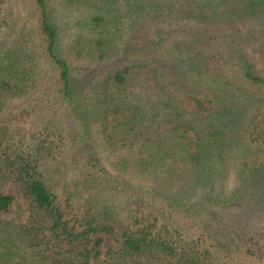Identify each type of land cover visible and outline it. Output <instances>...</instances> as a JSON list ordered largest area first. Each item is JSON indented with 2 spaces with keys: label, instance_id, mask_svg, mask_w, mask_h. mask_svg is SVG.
Returning <instances> with one entry per match:
<instances>
[{
  "label": "trees",
  "instance_id": "trees-1",
  "mask_svg": "<svg viewBox=\"0 0 264 264\" xmlns=\"http://www.w3.org/2000/svg\"><path fill=\"white\" fill-rule=\"evenodd\" d=\"M59 1L0 0V264H264V0Z\"/></svg>",
  "mask_w": 264,
  "mask_h": 264
},
{
  "label": "rangeland",
  "instance_id": "rangeland-1",
  "mask_svg": "<svg viewBox=\"0 0 264 264\" xmlns=\"http://www.w3.org/2000/svg\"><path fill=\"white\" fill-rule=\"evenodd\" d=\"M14 4V13L18 12L19 10V4H17V2H13ZM52 4L54 7H57L60 9L61 14L62 11H67L68 9L66 7H62L60 5V1L59 0H52ZM164 27H166L167 29H174L175 27L177 28L176 30H172L170 31V33L172 34V37L174 36H178L179 33H188V29H186L184 26H190L192 25L191 22L189 21H185L184 24H180V25H176L173 22L170 23H162ZM149 27V30H152L155 28V26H157L156 24H152V25H147ZM170 40V39H169ZM168 42V41H167ZM168 44V43H167ZM29 97H27L26 99H28ZM19 100L16 99L13 101V104L17 103ZM25 102H22L21 104H19L20 106H26L24 104ZM234 166V165H233ZM105 169L107 170L106 172V179L101 183V185L99 186L100 190H102L103 192L101 193L102 195H104V199L103 201L108 204L111 205L115 208V210L120 214V215H124L126 213V211L130 210V209H138V210H142V207L140 204L136 203L137 199L134 198V196L132 195V190L129 188L124 189L123 191L117 189H112L110 188V185L113 183V180L111 177H109L108 175H112L114 174L112 172L111 169H108L107 165H104ZM234 169L233 167H229L227 172L223 175H219L218 177H216V182L215 185L217 186V189L220 193V195H226L227 196L230 194V192L236 183L237 180H235L234 177ZM233 177H234V186H233ZM5 192H9V193H13L16 195L15 197V201H13L10 205L9 208L5 211L1 212V216L2 217H12V218H16L17 216H19L20 218L24 217L23 212H21L20 210L25 206L24 202L22 200V197L18 195L17 193V186L13 185L12 183H7L4 189ZM252 193H250L249 189H245L244 192H242V194L240 196H238V198H236L234 200V202H232V205H230V208H233V206H235L236 208L240 207L241 205H247L248 202V197L251 195ZM254 197L256 200L258 198ZM17 204H19L20 209H18ZM214 213H218L221 210H219V208L215 209L214 207ZM232 212V211H231ZM208 213V212H207ZM211 213V212H209ZM227 222V225L225 226V224L223 226H225V230L229 229V227H232L234 225V223H231L229 219L225 220ZM233 222V221H232ZM193 237H195V235H193ZM110 237L108 235H105V241L103 243L104 246H106L109 242H110Z\"/></svg>",
  "mask_w": 264,
  "mask_h": 264
},
{
  "label": "clouds",
  "instance_id": "clouds-1",
  "mask_svg": "<svg viewBox=\"0 0 264 264\" xmlns=\"http://www.w3.org/2000/svg\"><path fill=\"white\" fill-rule=\"evenodd\" d=\"M233 186H234V177H233ZM229 190H231V189H229Z\"/></svg>",
  "mask_w": 264,
  "mask_h": 264
}]
</instances>
